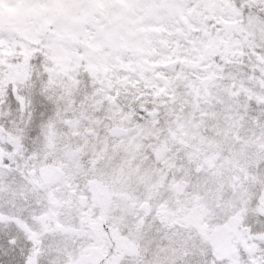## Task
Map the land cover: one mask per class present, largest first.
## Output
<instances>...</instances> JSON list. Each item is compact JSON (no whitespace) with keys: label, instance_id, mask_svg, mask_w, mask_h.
Instances as JSON below:
<instances>
[{"label":"snow or ice","instance_id":"obj_1","mask_svg":"<svg viewBox=\"0 0 264 264\" xmlns=\"http://www.w3.org/2000/svg\"><path fill=\"white\" fill-rule=\"evenodd\" d=\"M0 264H264V0H0Z\"/></svg>","mask_w":264,"mask_h":264},{"label":"rangeland","instance_id":"obj_2","mask_svg":"<svg viewBox=\"0 0 264 264\" xmlns=\"http://www.w3.org/2000/svg\"><path fill=\"white\" fill-rule=\"evenodd\" d=\"M7 51V50H6Z\"/></svg>","mask_w":264,"mask_h":264}]
</instances>
